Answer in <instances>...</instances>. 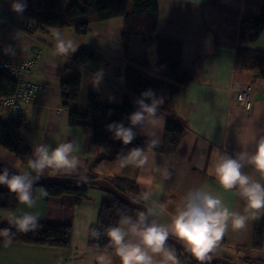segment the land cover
<instances>
[{
  "label": "crops",
  "instance_id": "obj_1",
  "mask_svg": "<svg viewBox=\"0 0 264 264\" xmlns=\"http://www.w3.org/2000/svg\"><path fill=\"white\" fill-rule=\"evenodd\" d=\"M158 1V35L182 43L181 67L193 79L175 99V118L186 128L177 151L173 154L154 152L155 165L167 169L170 178L152 171L151 154L150 163L144 168H120L119 161H105L90 168L91 162L101 157L103 149L94 145L80 129L68 124L60 90L62 80L81 76V110L85 109L90 93L99 94L108 104L122 102L129 59L141 60L144 56L140 37H130L126 49L127 28L123 19L94 23L84 36L77 35L71 27L59 29L79 44L77 51L88 49L97 54L93 62L80 64L75 60L77 51L67 59L55 54L54 30H40L34 34L24 31L23 26L27 24L25 11L17 14L11 9L13 0H0V55L22 60L33 52H43L29 75L33 82L43 86V90L34 103L26 106L29 123L20 128V133L31 150L39 143L55 148L60 143L72 142L77 148L74 155L80 161L76 170L84 175L91 173L100 180L124 179L134 183L140 191L141 201L156 206L158 223L170 224L187 192L196 188L217 195L230 210L242 211L244 202L237 190L225 191L210 172L217 151L233 154L241 151L245 147L243 142L248 141L246 150L251 153L255 151V140L264 136V80L252 71L236 69L238 50L264 51V31L255 43L240 39L243 20L260 10L262 0ZM8 46L14 55L5 54L4 49ZM98 72L102 73V79L98 87H94V75ZM245 87L252 88L253 105L249 111L233 98L234 91ZM158 97L164 98L163 95ZM158 115L162 117L158 126L144 130L137 128L136 132L141 138L157 139L160 145L168 116L161 110ZM0 161L20 172L28 170V163H23L2 146ZM244 171L264 184V176L251 166L245 167ZM48 176L53 174L46 170L43 177ZM0 190L9 191L4 185H0ZM33 193L39 197L33 208L28 209L20 203L13 211H0V220L9 224L7 218L10 215L27 211L38 215L39 221L70 225L71 245L62 249L0 240V264H97L95 257L99 254H109L112 264H120L114 250L92 249L88 245L90 231L98 223L107 193L93 189L79 205L72 195L47 197L36 188ZM145 193L150 194L147 202L143 199ZM258 220L264 221V216ZM258 220L249 221L247 228L241 231L229 227L212 254L213 258L227 259L235 264H243L245 258L264 263V245L261 249L253 247ZM179 258L181 264H192L189 258Z\"/></svg>",
  "mask_w": 264,
  "mask_h": 264
},
{
  "label": "trees",
  "instance_id": "obj_2",
  "mask_svg": "<svg viewBox=\"0 0 264 264\" xmlns=\"http://www.w3.org/2000/svg\"><path fill=\"white\" fill-rule=\"evenodd\" d=\"M24 17L33 22L34 28L31 34L40 30H59L67 27L74 29L79 36L86 35L92 24L107 22L114 19H123L127 28L124 36L126 49L130 37H140L144 45V56L141 60H130L125 71V94L120 104H108L97 93L87 96L86 107L79 109L81 76L62 80L60 90L63 107L68 114V124L81 130L84 136L92 143L103 149V154L91 162L95 167L102 162H118V152L126 153L130 148H148V141L138 135L127 146L112 138V133L107 131V125L113 122H123L129 126L128 115L136 110L135 101L140 94L151 89L155 96L163 95L165 102L160 108L168 116L165 126L164 140L154 149V152L173 154L177 151L186 128L178 122L174 114L176 97L188 87L193 79L182 69V43L173 39L162 38L158 35L160 9L158 0H26ZM264 31V0L261 8L252 16L242 22L240 39L246 43H255ZM97 54L88 49H80L75 54V60L80 64H88L96 60ZM236 69L238 71H252L264 80V51L240 49L236 57ZM16 90L15 83L3 72H0V97H10ZM148 102V101H146ZM20 125L6 124L0 120V146L14 154L23 163H28L31 158V148L20 133ZM136 131V129H134ZM3 168L0 167V170ZM53 176L77 177L88 180H98L95 175L82 174L75 170L56 172L49 169ZM84 175V176H83ZM112 185L123 194L141 202L140 191L137 186L124 179L110 181ZM39 189L47 197H61L72 195L79 205L88 197V193L95 189L92 186H81L71 183L49 182L35 183L34 189ZM144 204V203H143ZM20 202L16 195L10 191L0 190V211H13L18 208ZM137 212L130 204L107 194V198L101 204L97 225L91 229L88 245L92 249L113 251L104 229L117 226L122 214L136 217ZM11 225L0 220V229L10 228ZM98 229L102 235L99 239L92 235V230ZM14 235L8 238L0 236L1 241L14 243L46 246L51 248L67 249L71 245L72 226L46 221H39V227L34 232L21 233L15 228L11 229ZM254 248L261 249L264 245V221L258 220L255 224ZM169 245L176 249L179 256L188 259L181 250L172 243ZM189 260V259H188ZM192 264H196L191 261ZM234 263V262H233ZM222 264V263H213ZM235 264V263H234ZM243 264H264L245 258Z\"/></svg>",
  "mask_w": 264,
  "mask_h": 264
},
{
  "label": "clouds",
  "instance_id": "obj_3",
  "mask_svg": "<svg viewBox=\"0 0 264 264\" xmlns=\"http://www.w3.org/2000/svg\"><path fill=\"white\" fill-rule=\"evenodd\" d=\"M26 7L23 0H13L11 5L12 11L17 14H22ZM52 37L55 40V54L66 59L79 47L74 39L66 37L59 30H54ZM4 52L14 55L11 46L6 47ZM101 79L102 73L94 75V87H98ZM163 103L164 98L156 97L151 89L144 91L135 101L136 110L127 117L129 126H125L123 122H113L107 125V131L112 133L114 140L127 146L137 136L134 129L144 130L162 122L158 113ZM158 143L157 139H151L147 149L137 146L124 154L118 152L120 168H144L150 163L151 154L152 171L162 174L166 179L170 178L171 173L167 169L155 165L154 149L158 147ZM247 143L248 141H244L245 147L233 154L217 151L210 172L225 191L237 190L244 202L242 211L230 210L217 195L196 188L187 192L171 223L164 225L155 219L156 206L146 203L144 210L136 217L122 214L117 226L104 229L120 264H181L176 249L168 243L170 238H175L199 264H211L212 254L228 233L229 227L233 231L245 230L249 221L264 216V184L244 171L245 167L251 166L256 173L264 176V136L255 140L254 152L246 150ZM76 151L72 142L60 143L55 148L45 143L36 144L28 160V170L18 173H12L8 168L0 170V185L6 186L21 204L31 209L39 198L34 196V184L49 169L56 172L75 171L80 164L78 157L74 155ZM143 199L145 202L149 201L150 194L145 193ZM39 220L38 215L27 211L21 215H10L7 222L11 227L0 229V236L10 241L14 235L12 228L21 233L34 232L39 227ZM92 235L99 239L102 233L93 229ZM95 260L97 264H112V256L109 254H99Z\"/></svg>",
  "mask_w": 264,
  "mask_h": 264
},
{
  "label": "built area",
  "instance_id": "obj_4",
  "mask_svg": "<svg viewBox=\"0 0 264 264\" xmlns=\"http://www.w3.org/2000/svg\"><path fill=\"white\" fill-rule=\"evenodd\" d=\"M8 23V22H7ZM10 24V23H8ZM27 29L30 32L34 28L33 22L27 23ZM35 54H39L35 53ZM39 55H37L38 57ZM33 60H24L16 62L8 56L0 55V71H7L10 77H14L16 80V90L14 95L10 97H0V120L7 124L17 123L20 125H27L29 119L26 114V106L34 103L42 92V88L39 84L29 82L27 80V73L32 69L35 58ZM34 61V62H33ZM26 66L23 68V66ZM233 98L242 104L245 110L252 109V88L245 87L243 89L234 91Z\"/></svg>",
  "mask_w": 264,
  "mask_h": 264
},
{
  "label": "water",
  "instance_id": "obj_5",
  "mask_svg": "<svg viewBox=\"0 0 264 264\" xmlns=\"http://www.w3.org/2000/svg\"><path fill=\"white\" fill-rule=\"evenodd\" d=\"M0 167L1 168H8L10 172L12 173H18L19 171H16L15 169L7 166L3 162L0 161ZM49 182H57V183H71V184H77L81 186H92L95 189L101 190L105 193L112 194L115 197L123 200L124 202L130 204L133 208H135L138 211H143L145 204L138 202L126 194H123L122 192L118 191L110 181L108 180H88V179H83V178H77V177H58V176H48V177H41L36 183L37 184H43V183H49ZM168 243H172L175 246H177L181 252L187 256L190 260L193 262L199 264V261H197L193 256H191L190 253H187L181 244L177 242L175 239L170 238ZM213 263H222V264H234L232 261L227 260V259H221V258H213L211 261V264Z\"/></svg>",
  "mask_w": 264,
  "mask_h": 264
},
{
  "label": "rangeland",
  "instance_id": "obj_6",
  "mask_svg": "<svg viewBox=\"0 0 264 264\" xmlns=\"http://www.w3.org/2000/svg\"><path fill=\"white\" fill-rule=\"evenodd\" d=\"M74 0H68V2L69 3H71V2H73ZM27 26H28V24H25V26H23V30L24 31H26V32H28L29 33V31H28V29H27ZM35 53H38V52H33L31 55H30V57H28V58H26L27 60H33V57L32 56H34V57H37V55H39L37 58H35V63H34V65H33V67H32V69L30 70V72H28L27 73V75H26V77H27V80L30 82H33L31 79H30V77H29V75L31 74V72H32V70L37 66V63L40 61V59L42 58V51H39V54H35ZM3 57H5V56H3ZM11 59H14L13 61H16V62H19V61H24V60H26V59H22V60H20V59H17V58H13V57H10ZM34 62V61H33ZM26 66L24 65L23 66V68H25ZM0 72H3L9 79H11L13 82L16 80L14 77L12 78V77H10L11 75H9V73L7 72V71H3V70H1ZM16 82V81H15ZM14 82V83H15ZM34 83H36V82H34ZM38 84V83H37ZM40 85V84H39ZM40 87L43 89V86L42 85H40ZM248 111V110H247ZM27 114V113H26ZM27 117H28V115H27ZM4 122V121H3ZM6 123V122H5ZM7 124V123H6ZM15 124H17V123H15ZM9 125V124H8ZM11 125V124H10ZM18 125H20V124H18ZM22 126H25V125H20V127H22ZM19 164H21V163H19ZM19 164L16 166V167H19ZM8 166V165H7ZM16 169H18V168H16ZM16 171H18V170H16ZM20 172V171H19ZM84 179V178H83ZM108 194V193H107ZM137 214H139V212H137Z\"/></svg>",
  "mask_w": 264,
  "mask_h": 264
},
{
  "label": "bare ground",
  "instance_id": "obj_7",
  "mask_svg": "<svg viewBox=\"0 0 264 264\" xmlns=\"http://www.w3.org/2000/svg\"><path fill=\"white\" fill-rule=\"evenodd\" d=\"M1 56H3V55H1Z\"/></svg>",
  "mask_w": 264,
  "mask_h": 264
}]
</instances>
